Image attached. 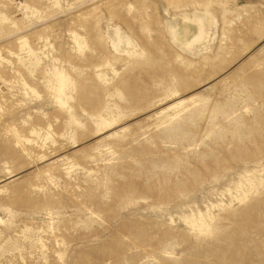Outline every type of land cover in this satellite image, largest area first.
Masks as SVG:
<instances>
[{
    "label": "rangeland",
    "instance_id": "1",
    "mask_svg": "<svg viewBox=\"0 0 264 264\" xmlns=\"http://www.w3.org/2000/svg\"><path fill=\"white\" fill-rule=\"evenodd\" d=\"M0 264H264V0H0Z\"/></svg>",
    "mask_w": 264,
    "mask_h": 264
},
{
    "label": "bare ground",
    "instance_id": "2",
    "mask_svg": "<svg viewBox=\"0 0 264 264\" xmlns=\"http://www.w3.org/2000/svg\"><path fill=\"white\" fill-rule=\"evenodd\" d=\"M200 9H202V8H200ZM207 9H208V8H207V5L204 6L203 13H201L200 17H202V16L204 17V16H205V13H206V16H210V13H209V11H208ZM180 12H181V11H180ZM194 12L197 13V11H194ZM198 12H199V11H198ZM196 13H195V14H196ZM195 14H194V15H195ZM199 14H200V13H199ZM195 16H196V15H195ZM196 17L199 18L198 15H197ZM201 29H202V31H204L203 29H205V27H201ZM202 31H201V32H202ZM115 47H116V51H117L118 46H117V45H114V48H115ZM170 107L173 108V107H175V106H174V105H171V106H169V108H170ZM110 126H111V125H107V126L105 127V129L109 128ZM117 127H118V126H117ZM112 128H113V127H112ZM98 137H99V136H98ZM16 142L19 143V142H20L19 139H17ZM23 151H25V150H23ZM27 155H28V153H27ZM40 160H41V159H40Z\"/></svg>",
    "mask_w": 264,
    "mask_h": 264
}]
</instances>
